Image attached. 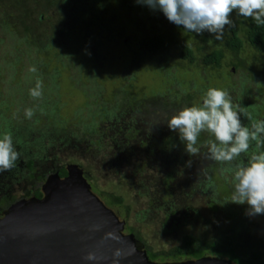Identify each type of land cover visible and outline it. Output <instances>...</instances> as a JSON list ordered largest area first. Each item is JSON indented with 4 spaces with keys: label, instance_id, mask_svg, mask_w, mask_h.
Wrapping results in <instances>:
<instances>
[{
    "label": "rangeland",
    "instance_id": "rangeland-1",
    "mask_svg": "<svg viewBox=\"0 0 264 264\" xmlns=\"http://www.w3.org/2000/svg\"><path fill=\"white\" fill-rule=\"evenodd\" d=\"M98 1L88 0V10L77 13L68 3L60 7V0H0V130L11 131L20 153L11 176L0 174V192L28 196L45 174L74 163L91 191L151 251L169 249L184 234L229 235L238 250L254 247L264 258V214L249 217L246 205L224 203L232 190L230 173L220 172L225 165L187 154L163 124L164 113L175 109L156 108L160 101L196 103L215 86L264 117L262 48L245 44L237 68L228 50L220 66H205L201 55L223 48L230 26L216 40L133 0ZM231 15L233 21L245 19ZM158 33L166 38L161 49L140 48V39ZM183 46L193 51V62L182 57ZM256 56L262 59L254 61ZM30 65L37 71L30 72ZM37 77L43 95L34 98L28 89ZM29 106L34 111L26 118L23 109ZM108 193L121 203L108 204Z\"/></svg>",
    "mask_w": 264,
    "mask_h": 264
},
{
    "label": "clouds",
    "instance_id": "clouds-1",
    "mask_svg": "<svg viewBox=\"0 0 264 264\" xmlns=\"http://www.w3.org/2000/svg\"><path fill=\"white\" fill-rule=\"evenodd\" d=\"M133 2L159 11L170 23L188 32H207L216 40L223 38L226 25L234 23L233 13L251 17L257 25H264V0ZM28 70L36 72L37 68L30 65ZM28 94L34 98L43 95L42 81L38 77ZM23 111L26 118H31L34 107H25ZM163 124L177 134L187 154H203L206 159L225 165L220 172L230 173L226 179L232 190L224 203L246 205L245 215L249 217L264 214V117L254 115L247 106L234 102L227 89L209 86L198 102L164 113ZM202 133L207 134L204 140H200ZM19 156L11 131L0 130V172L15 167Z\"/></svg>",
    "mask_w": 264,
    "mask_h": 264
},
{
    "label": "water",
    "instance_id": "water-1",
    "mask_svg": "<svg viewBox=\"0 0 264 264\" xmlns=\"http://www.w3.org/2000/svg\"><path fill=\"white\" fill-rule=\"evenodd\" d=\"M66 175L50 173L57 182L42 198L12 202L0 215V264H233L202 256L159 262L138 248L133 233L91 191L80 167L66 165ZM89 254L92 258L89 259Z\"/></svg>",
    "mask_w": 264,
    "mask_h": 264
},
{
    "label": "trees",
    "instance_id": "trees-1",
    "mask_svg": "<svg viewBox=\"0 0 264 264\" xmlns=\"http://www.w3.org/2000/svg\"><path fill=\"white\" fill-rule=\"evenodd\" d=\"M19 2H21V0H19ZM95 2V4H99L98 0H95ZM67 3V7H72L73 5L75 7V9L73 8V10L77 11V13H84L88 10L85 8L86 4H88V0H60V7H62V5L66 6ZM40 16L41 17H39V21H41L43 17L42 13ZM165 42V36L161 33H158L152 36L143 37L142 39H140L138 44L140 48L145 49V51L154 53L157 50L161 49L164 46ZM245 44L249 45V47H261L263 54L260 56L264 57V25H257L251 17L245 18L244 20L239 19L234 21L233 25L229 27V34L224 37L223 48H212L210 51L202 54L200 58L201 63L205 66L218 67L220 66L221 61L224 57L225 50H228L229 52H231V54L233 53L235 55V61L231 63L234 68H237L239 65L241 66L243 62L242 59L237 56V53L240 49L244 48ZM180 52L182 57L186 58L190 63L195 60L193 51L188 46H183ZM257 57L258 56L253 58L254 61H260L262 59L261 57H259L260 60H258ZM156 108L162 109L166 112H171V109L176 110L180 108V104L176 102L172 103L170 106H167L165 102L160 101L159 104L156 102ZM169 108L170 110H168ZM117 129H119V127H117ZM32 165V161H28L27 166L30 169H32ZM65 167V165H61L55 168L60 177L66 175ZM83 175L86 178V175L84 173ZM32 193L35 196H40V190L38 188H35ZM106 197L108 199H106L108 204L121 203V199L118 196L108 193ZM2 198L3 197H0V202L6 207L7 204H9L10 200L5 201ZM10 199L13 201V196ZM2 209L3 208H1V210ZM124 229H128L132 233V230L130 228H124L123 226V232L125 231ZM133 235L135 237V234ZM136 244L138 248L145 249L149 259L159 262H175L179 261L180 258L181 260L194 259L207 254H211L221 258H227L229 261L237 264H264V258L261 257V252L258 249L254 247L246 249V247L242 246L244 248L238 250L236 248L238 242L229 235H226L224 239H199L192 235L184 234L180 243L173 245L169 249L160 250L157 252L151 251V248L145 243H142L143 245H140V243L137 242V239Z\"/></svg>",
    "mask_w": 264,
    "mask_h": 264
},
{
    "label": "flooded vegetation",
    "instance_id": "flooded-vegetation-1",
    "mask_svg": "<svg viewBox=\"0 0 264 264\" xmlns=\"http://www.w3.org/2000/svg\"><path fill=\"white\" fill-rule=\"evenodd\" d=\"M28 163V162H27ZM27 163H26V166H27ZM28 167V166H27ZM30 169V168H29ZM54 171H56L55 169L52 171V172H54ZM12 171H10V169H8V170H5V171H3V172H0V174L1 173H5V174H9V176H11V173ZM52 172H50V173H52ZM49 173V174H50ZM49 174H45V176H44V178H43V180H42V182H41V184L38 186V187H34V188H32L31 190H30V192L28 193L29 195L28 196H26L27 195V193H22L18 198H16V199H13V201L10 199L12 196L11 195H9V191L7 192V191H4V190H2V191H4V192H2L1 191V193H0V197H3L2 199H4L5 201H9L10 200V202H9V204H7V206L5 207V208H3L2 210H1V208L2 207H0V210H1V214H2V212L12 203V202H14V201H16V200H18V199H28V198H31V197H35V198H42L43 197V193H42V186H43V184H44V182H45V180H46V178L49 176ZM38 179L40 178V177H37ZM35 188H38L39 190H40V196H35V195H33V190L35 189ZM0 214V215H1ZM167 223H170L171 222V220H169V218L167 219V221H166ZM170 225V224H169ZM137 242H139V240L137 239ZM181 241H179V243H180ZM140 243V245H143L141 242H139ZM208 255H210V257H218V256H215V255H211V254H207V255H204V256H208ZM199 258V257H198ZM221 258V257H220ZM184 259V258H183ZM194 259H196V258H194ZM225 259H227V258H225ZM186 260H189V259H186ZM179 261H184V260H181V258H180V260ZM231 262V261H230ZM231 263H233V262H231ZM233 264H237V263H233Z\"/></svg>",
    "mask_w": 264,
    "mask_h": 264
},
{
    "label": "bare ground",
    "instance_id": "bare-ground-1",
    "mask_svg": "<svg viewBox=\"0 0 264 264\" xmlns=\"http://www.w3.org/2000/svg\"><path fill=\"white\" fill-rule=\"evenodd\" d=\"M51 182L54 183V182H57V181L55 180V178L52 177V175H49L47 177V183L44 184V189H46L47 188V185L50 184Z\"/></svg>",
    "mask_w": 264,
    "mask_h": 264
}]
</instances>
